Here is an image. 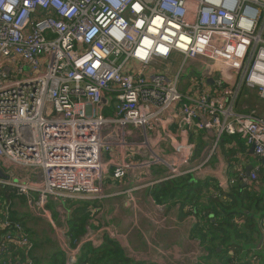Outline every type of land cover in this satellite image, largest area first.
<instances>
[{"label":"built area","instance_id":"obj_1","mask_svg":"<svg viewBox=\"0 0 264 264\" xmlns=\"http://www.w3.org/2000/svg\"><path fill=\"white\" fill-rule=\"evenodd\" d=\"M201 132L208 155L194 162ZM226 135L254 149L259 165L240 174L254 186L264 169V0H0V184L51 223L65 264H77L84 244L125 232L88 227L72 240L70 210L56 208L60 227L49 198L94 201L108 176L130 177L116 194L141 228V191L202 175ZM10 167H37L39 176L20 182ZM11 211L0 202V250L15 244L26 249L23 264H38Z\"/></svg>","mask_w":264,"mask_h":264},{"label":"trees","instance_id":"obj_2","mask_svg":"<svg viewBox=\"0 0 264 264\" xmlns=\"http://www.w3.org/2000/svg\"><path fill=\"white\" fill-rule=\"evenodd\" d=\"M237 188L233 193L224 192L221 186L208 179H200L193 174L164 180L155 184L150 194L156 203H181V215L193 213L197 223L191 230V238L197 240L205 250H212L213 254L200 260V264H264V195L254 186H243L241 179L237 180ZM211 190H218L223 196H214ZM236 192L241 194L237 197ZM238 194V195H239ZM19 196L15 188L0 184V202L11 203V217L21 222L26 229L25 221L13 208ZM25 200V198H21ZM26 201V200H25ZM68 208L73 211L69 214V235L72 240L78 239L87 232V226L92 217L93 201H79ZM60 205H63L61 202ZM259 213H254V206ZM49 207V205H48ZM58 217V212L56 210ZM241 220L244 223H240ZM240 221V222H239ZM30 229L27 228V232ZM263 241L262 246H259ZM236 242L233 246L236 253L225 252L219 257L224 248ZM39 246L33 240L32 259L42 264V258L36 251ZM222 248V249H220ZM49 264H63V252L56 249L51 252ZM10 259L16 264L26 261V249L15 244H7L0 250V263ZM77 264H147L146 261H136L125 251L118 239L106 234L102 246L95 248L91 243L84 244L81 248Z\"/></svg>","mask_w":264,"mask_h":264},{"label":"crops","instance_id":"obj_3","mask_svg":"<svg viewBox=\"0 0 264 264\" xmlns=\"http://www.w3.org/2000/svg\"><path fill=\"white\" fill-rule=\"evenodd\" d=\"M204 132H201L200 135H197L196 139V149L201 146L202 150L200 153V156L198 160L200 161L201 157L203 159L206 158L208 155L207 148L205 149L206 141L203 140ZM203 140V143H202ZM190 142L194 144V140L190 138ZM183 151V150H182ZM184 153V151H183ZM257 165H259V160L254 154V151H252V148L248 147L240 136H229L226 135L220 140V148L218 152L209 160L208 163H205L202 168V175L198 176L200 179H208L210 181L215 182L219 186L224 184H229L230 189L228 190L225 188V192L227 193H233L235 189L237 188L236 179L240 180V174L242 171H245L247 173V170L250 168H254ZM158 168H162L159 166L154 167L155 172H159L161 170H157ZM19 170L20 174H25L23 169L16 168ZM251 169V170H252ZM13 170L11 167L9 168V173H13ZM157 170V171H156ZM16 174V173H14ZM18 174H16L17 176ZM130 177L126 178L123 182L115 183L112 177L109 178L112 180L111 183L108 185L112 188L123 189V186H126L129 183H132L133 179H129ZM129 179V180H128ZM117 184V185H115ZM243 186L244 183H241ZM223 186V185H222ZM254 187L257 191L260 192V195H264V169L261 170L259 179L254 183ZM111 188V189H112ZM150 188H145L141 191L138 198V213L140 214V222L142 219H146L145 213L150 212L152 217L154 216L156 219L154 220V223L149 222L151 230V240L153 241V244L155 246H162L166 249V252L159 253L155 249L149 247L147 242L145 245H143V248L140 250V254L136 257L132 254L136 248L131 245V239L127 240L126 238L128 235H131L135 230H140V227L136 226V217L133 211L127 210H120L118 213V219L117 223L119 224L120 229H122L125 233H123L120 237L116 238L119 240L121 245L124 247L126 253L133 258L136 261H146L147 264H197L196 260L193 258H197L198 253L199 256L202 255L198 260L200 261L204 257H208L209 255L213 254L212 250H205L203 247L200 246V243L191 238V230L194 227V225L197 223V217L193 213H189L186 216L181 215V203L176 201L172 203H164L165 207L160 210L155 206L152 205V198L148 194V190ZM110 189L107 188L105 192L109 191ZM120 190V191H121ZM218 191V190H217ZM216 190H211V193H217ZM119 192V191H118ZM236 192L237 197H241V194ZM120 195V194H116ZM222 194L219 193L218 196ZM108 195H105L107 197ZM123 198V195H120ZM223 199H227V197H224ZM124 200V199H123ZM100 200H94L93 204H90L92 206V217L90 219V224L87 226L92 228L91 230H98L101 228H111L112 226H108L107 223H110L109 219L105 217V209L101 206ZM75 204V203H73ZM157 204V203H156ZM159 205V204H158ZM61 206V205H60ZM75 206V205H73ZM72 208H68L70 212L73 211ZM254 206V205H253ZM127 207V206H126ZM254 208V213H259L258 208L256 206L252 207ZM130 212V213H129ZM70 213V214H71ZM128 213L130 216L134 217L135 219V225H130V220L128 218ZM58 220V217L57 219ZM240 222V221H239ZM240 223H244L243 220H241ZM90 230V229H89ZM109 235V234H108ZM131 237V236H130ZM235 245L236 242H234ZM57 245L59 247L58 250L62 252V249L57 242ZM126 245V246H125ZM235 245L229 244L228 247L222 249L224 250L222 253L217 255L216 257L221 256L225 252L232 253L230 251L234 250L236 251ZM234 249V250H233ZM198 250V252H197ZM153 255L154 259L149 260L147 259L148 255ZM52 255V254H50ZM49 255V256H50ZM47 257V259L42 260V264H49V261L53 260V257L49 260L50 257ZM142 259V260H141ZM49 260V261H48ZM63 260L65 264V256L63 254Z\"/></svg>","mask_w":264,"mask_h":264},{"label":"rangeland","instance_id":"obj_4","mask_svg":"<svg viewBox=\"0 0 264 264\" xmlns=\"http://www.w3.org/2000/svg\"><path fill=\"white\" fill-rule=\"evenodd\" d=\"M201 150H202L201 146H199L196 149V151L193 155L194 162H196L198 160L200 153H201ZM18 168L23 169L24 173H25V174H20L19 170L16 168L13 170V173L18 174L15 178H18L20 180V182L30 183V182L36 180L39 176V168H37V167H34V168L18 167ZM157 170H161L159 172L163 173L165 171V168L162 167V168H158ZM109 178L110 177L108 176L105 179L104 184L106 186V189L109 188L110 190L101 194V195H103V198H99L97 200L101 201V203H99V204H101V206L105 209V212H104L105 217L107 219H109V221H111L110 223H107L108 226H115L116 223L118 222L117 219H118L119 211L120 210L124 211L127 209H126L125 201L123 200L122 196L116 195V193H118V191H120L121 189H119V187L112 188L111 186H109L108 184L112 182V180ZM129 179H132V178H129ZM114 182L115 183H119V182L121 183V182H123V180L114 181ZM115 185H117V184H115ZM150 190L151 189L148 190V194L150 196H152L150 194ZM16 191H17V189H16ZM17 194H18V192H17ZM105 195H108V196L105 197ZM17 198H19V199L16 200V202L13 204V208H14V210H16V212L18 214H20V217L23 219V221H25L26 229L25 228L24 229L26 230V232H27V228L30 229V231L27 233H28L29 237L31 238V241L32 242H33V240L38 241L39 246H38L36 251L38 252L40 257L42 258V260H45L51 254L52 251L59 249V247L57 245V241L55 239L57 237H54V230L51 227L52 225L47 219H45L41 216L35 215L34 212H32L30 210V207L28 206L27 199L25 196L19 195V196H17ZM21 198H23V199L25 198L26 201L22 200ZM61 202L63 204L65 203L64 206L67 207V204H68V206H70L72 201L49 198V204H48L49 207H47V208L52 215V220L55 222L57 219L56 208L60 206ZM78 204H80L79 201H77L74 205H78ZM129 213H128V216H129ZM136 216L139 218L138 221L141 225V228L145 230L144 232H146L147 238H150L152 228H150L149 221H147L146 219H142V221L140 222V214L138 213V211L136 213ZM57 223H58V225H60V227L64 226V223L61 220H58ZM130 223H131V219H130ZM141 232L142 231H140L139 229L135 230L131 235H128V237L126 238L127 240L133 238L131 240V245L136 248V250H134V252L132 253L135 257L137 255H139V251L143 248V245H145V243H146V238H145V236L141 235L142 234ZM231 245H234V243H231ZM197 252H198V250H197ZM202 255H206V254H201V256ZM197 256H198L197 259H199L201 257V256H199V253ZM147 259L152 260V259H154V256L152 254L148 255ZM193 259L196 260V258H193ZM202 260H203V258H202Z\"/></svg>","mask_w":264,"mask_h":264},{"label":"water","instance_id":"obj_5","mask_svg":"<svg viewBox=\"0 0 264 264\" xmlns=\"http://www.w3.org/2000/svg\"><path fill=\"white\" fill-rule=\"evenodd\" d=\"M211 81H212V80H211ZM211 81H210V82H211ZM106 102H108V100H107L106 98H103L102 101H101V103H100V105H101V104H104V103H106ZM252 151H254L253 148H252ZM251 169H252V168H250L249 170H247V174H248V175H249ZM0 176H6L5 173L3 172L1 166H0ZM244 185H245V184H244ZM262 243H263V241H260V243H259V246H260V247L262 246ZM0 264H2V263H0Z\"/></svg>","mask_w":264,"mask_h":264},{"label":"clouds","instance_id":"obj_6","mask_svg":"<svg viewBox=\"0 0 264 264\" xmlns=\"http://www.w3.org/2000/svg\"><path fill=\"white\" fill-rule=\"evenodd\" d=\"M9 10H11V9H9Z\"/></svg>","mask_w":264,"mask_h":264},{"label":"snow or ice","instance_id":"obj_7","mask_svg":"<svg viewBox=\"0 0 264 264\" xmlns=\"http://www.w3.org/2000/svg\"><path fill=\"white\" fill-rule=\"evenodd\" d=\"M10 11V10H9Z\"/></svg>","mask_w":264,"mask_h":264}]
</instances>
